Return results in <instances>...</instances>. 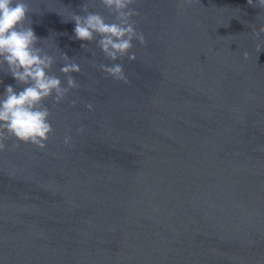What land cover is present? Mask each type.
Here are the masks:
<instances>
[{
  "label": "water",
  "instance_id": "water-1",
  "mask_svg": "<svg viewBox=\"0 0 264 264\" xmlns=\"http://www.w3.org/2000/svg\"><path fill=\"white\" fill-rule=\"evenodd\" d=\"M26 2L50 74L67 86L66 54L80 87L44 101L45 149L0 152V264H264V9L136 0L146 43L111 61L74 38L83 5L114 21L100 0ZM114 63L129 83L98 68ZM6 72L0 99L25 87Z\"/></svg>",
  "mask_w": 264,
  "mask_h": 264
},
{
  "label": "clouds",
  "instance_id": "clouds-1",
  "mask_svg": "<svg viewBox=\"0 0 264 264\" xmlns=\"http://www.w3.org/2000/svg\"><path fill=\"white\" fill-rule=\"evenodd\" d=\"M100 3L114 13V21L107 22L100 13L89 12L87 5H83L81 10L85 15L74 13L71 17V21L75 22L74 38L92 42L99 37L97 46L107 59L116 61L127 56L130 61H135L137 57L131 51L133 40L141 45L146 43L145 36L136 30L132 19L139 15L131 7L136 0H100ZM191 3L192 0H180L178 7L183 10L185 5ZM247 3L264 9V0H257L256 4L253 0H247ZM30 11L26 0H0V69L6 65V74H10L18 84L25 85L19 92L12 85H7L0 99V152L7 150L5 142L9 139L16 141L12 145L13 150L19 148L21 143L45 149L55 129L50 122L51 111L44 101L51 99L55 107L64 101L70 90L80 87L72 74L80 73L81 68L66 54L62 56L64 66L60 72L67 86H63L55 74H50L55 59L37 46L40 38L31 27ZM253 32L259 36L260 32H264V25H261L259 32L253 28ZM81 48L87 49V44L82 43ZM257 49H260L259 44ZM244 57L247 59V52ZM98 68L116 81L129 83L121 64H100ZM75 105L76 101L73 100L72 106ZM86 107L89 111L93 110L92 104ZM70 131L65 134V145L71 143ZM84 131L83 127L77 129L78 133Z\"/></svg>",
  "mask_w": 264,
  "mask_h": 264
}]
</instances>
